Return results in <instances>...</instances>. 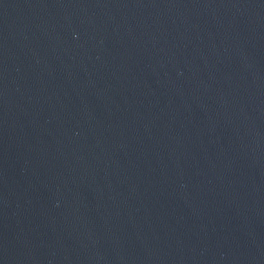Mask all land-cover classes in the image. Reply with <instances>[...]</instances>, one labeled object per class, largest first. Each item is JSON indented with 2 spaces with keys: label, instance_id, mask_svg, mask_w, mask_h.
I'll return each mask as SVG.
<instances>
[{
  "label": "water",
  "instance_id": "obj_1",
  "mask_svg": "<svg viewBox=\"0 0 264 264\" xmlns=\"http://www.w3.org/2000/svg\"><path fill=\"white\" fill-rule=\"evenodd\" d=\"M0 264H264V0H0Z\"/></svg>",
  "mask_w": 264,
  "mask_h": 264
}]
</instances>
